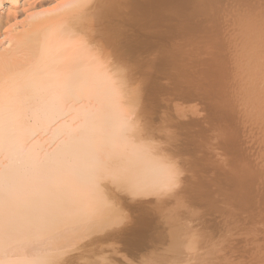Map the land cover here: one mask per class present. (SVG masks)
<instances>
[{
  "label": "bare ground",
  "instance_id": "1",
  "mask_svg": "<svg viewBox=\"0 0 264 264\" xmlns=\"http://www.w3.org/2000/svg\"><path fill=\"white\" fill-rule=\"evenodd\" d=\"M184 1L179 0L177 7L175 0H114L117 8L106 19L105 34L111 36L113 47L132 69L119 97L113 98L112 80L115 77L95 73L81 81L80 90L70 107L62 111H46L38 100L39 92L28 90L31 77L35 74L50 85L71 84L77 79L78 66L86 56L68 26L74 18L73 0H59V10H54L48 18L34 17L19 25L15 23L16 4L12 0H0V58H11L13 62L17 74L13 85V107L20 116L16 121V140L11 148L0 140V192L7 167L10 166L21 179L37 164L54 167L72 145L73 134L78 129L94 127V134L80 146L81 151L89 152L102 142L109 123L124 115L129 105H135L155 129L156 135L165 141L158 139L154 150L128 148L119 163L130 181L145 191H153L165 186L168 180L165 158L175 154L183 173L180 177L181 200L185 209L175 218H169L161 210L160 200L153 204L150 202L152 197L145 196L141 202L132 205L127 222L112 236L109 241L111 251L124 259H128V253L132 252L141 261L148 257L155 264H174L177 260L192 261L193 264H264V0H230L231 4H225L228 0H206L201 4L191 0L192 4L196 3V9L187 7V11L184 6L190 2ZM25 2L31 6L39 0ZM171 3L175 7L170 8L173 6H169ZM138 4L141 7L136 11ZM167 7L176 8V11ZM164 14H167V20L172 21L171 25H183V29L180 24L177 25L181 30H174V34L190 29L189 34L193 30V34L189 35L191 38L195 35L194 31L202 30L197 35L203 36V39L196 36L195 40L194 36L191 40L197 43L200 39L199 43L204 40L201 42L204 46L201 43L199 46L205 51L198 50V43L196 48L200 52L195 54L196 43L190 41L195 50L189 55L186 48L189 50L192 47H188V34L183 33L185 39L182 42L188 45L186 47L179 40L182 34L175 35L180 37L177 38L179 43H175L177 40H173L174 34L170 30L167 33L173 37L168 34L167 37L172 38L168 40L174 52L168 47L169 53H172L167 52L168 55L164 47L167 37L165 39L166 33H163L168 29L162 27ZM216 14L221 15L218 16L219 21L222 18L221 27L223 20L227 19L225 22L228 24L225 25L229 27L219 30L220 26L217 29L216 25L211 32L207 25H212L209 21H214L213 16L217 21ZM196 15L203 17L196 18L201 26L194 21ZM152 20L156 24L148 29ZM167 23L169 25L170 22ZM167 23H164L165 26ZM159 24L162 27H159L160 30L164 28L162 32L157 28ZM132 28L138 30L133 32ZM153 29L160 31L157 37L161 35L160 41L154 45L155 49L153 44L158 40L149 37L154 34ZM211 33H214L213 37ZM210 35L212 40L209 42L217 44L214 47L208 45L209 48L205 49ZM38 41H46L47 52L35 65L32 51ZM166 43L165 46L168 41ZM175 50L188 55L184 53L186 56H180L181 53ZM211 56L218 67L212 70H217L214 73L218 75L213 82H209L212 71H205V67L212 63ZM169 63L174 66V72ZM165 65L169 68L163 67ZM160 68L166 75H162V70L160 74ZM111 71L116 72V68ZM164 79L173 82L165 85ZM150 82L153 88L146 87ZM227 95H230L229 98L223 97ZM151 96L156 102L151 101ZM163 96L171 99L168 100L170 103L166 99V104ZM161 100L165 103L162 109L167 106V112L160 110ZM180 102L186 106L184 112L177 111ZM199 115L204 117L195 118ZM169 127H176L177 133L169 135ZM226 130L231 132H226L229 137L223 136ZM212 132L215 136L210 138L208 134ZM227 137L232 140V145L230 141H225ZM219 141L227 143V148L231 145L227 151L224 150L225 153L221 151ZM172 150L177 153H172ZM199 152L205 155L201 154L202 158H199L195 155ZM53 183L56 185L52 193L54 204L74 200L77 186L70 170L56 173ZM218 207L219 210L216 209ZM148 220L149 227L146 229L144 224ZM14 229L13 238L9 241L5 234L4 210L0 204V264H23L47 245L64 242L52 238L50 227L23 213L15 217ZM193 235L199 239L195 250L188 251L185 245ZM152 243L157 249L149 252L148 246ZM116 248H123L124 251L117 252ZM99 254L106 259L112 258L103 245ZM81 259L87 260V254Z\"/></svg>",
  "mask_w": 264,
  "mask_h": 264
},
{
  "label": "snow or ice",
  "instance_id": "2",
  "mask_svg": "<svg viewBox=\"0 0 264 264\" xmlns=\"http://www.w3.org/2000/svg\"><path fill=\"white\" fill-rule=\"evenodd\" d=\"M12 2L16 4L17 25L34 17L48 18L54 10H59V0H39L31 6L25 0ZM73 8L74 18L68 22V26L86 56L78 66L77 79L71 84L50 85L35 74L31 77L28 90L39 92L38 100L46 111H62L70 107L80 90L81 81L95 73L115 77L112 80L115 100L132 71L113 47L111 36L105 34L106 19L117 8L114 0H73ZM46 52V41H38L32 51L33 64L38 65ZM113 67L116 72L111 71ZM16 75L11 58H0V140L9 148L15 143L16 121L20 119L13 107ZM185 110L186 106L180 102L177 111ZM94 132V127L78 129L73 134L69 150L54 167L37 164L22 179L10 166L5 169L0 204L4 210L8 240L11 241L14 235L15 217L23 213L50 227L53 239L64 241L58 245H47L23 264H155L148 257L141 261L132 252L128 253V259H116L109 241L127 222L132 205L141 202L145 196L152 197L150 202L153 204L160 200L161 210L169 218H175L185 209L181 200L183 190L180 177L183 173L175 154L165 158L168 174L165 186L153 191H145L130 181L119 163L128 148L154 150L156 141L163 138L156 135L155 129L135 105H129L124 115L109 123L99 146L89 152L81 151L80 146ZM64 169L70 170L77 186L75 197L71 202L54 204L52 193L56 185L53 177ZM198 239L193 235L188 240L185 245L188 251L195 250ZM102 245L111 259L99 254ZM116 251L122 252L124 249L116 248ZM85 253L87 260L81 259ZM174 264L193 262L177 260Z\"/></svg>",
  "mask_w": 264,
  "mask_h": 264
},
{
  "label": "rangeland",
  "instance_id": "3",
  "mask_svg": "<svg viewBox=\"0 0 264 264\" xmlns=\"http://www.w3.org/2000/svg\"><path fill=\"white\" fill-rule=\"evenodd\" d=\"M148 1L150 2L151 0H142V2H148ZM182 1H184V0H182ZM190 1H191V0H188V2H190ZM192 1H194V2H195V1H198L200 4L206 2V0H205L204 2H202V0H192ZM192 1H191V2H192ZM223 1L225 2V0H222V2H223ZM226 1H227V0H226ZM229 1H230V0H228L227 3L225 2V4H229V3L231 4V1H232V0H231L230 2H229ZM177 2L179 3V0H178V1L175 0L174 5L178 7ZM184 2H185V3H188L187 0H185ZM191 2L189 3L190 6H189V4H188V5L185 4V6H184L185 8H184V9H185L186 11L189 10V8L186 9L187 7H190L191 9H192V7H195V9H196V6H195L196 3L193 2V4H192ZM191 4H192V5H191ZM197 4H198V3H197ZM172 5H173V4L171 3V5H169V6H172ZM174 5H173L172 7H170V8L175 7ZM180 5H182V7H183V4H180ZM169 6H168V7H169ZM198 6H199V5H198ZM138 7H139V8H138ZM140 7H141V4H138L136 11L140 10ZM168 7H167V8H168ZM170 8H168L170 11H171V10L176 11V8H174V9H170ZM168 9H167V10H168ZM179 9H182V8L179 7ZM184 9H183V10H184ZM195 9H192V10H195ZM169 10H168V11H169ZM183 10H180V12L183 11ZM170 11H169V15H168V16H170V14H171ZM190 11H191V10H190ZM172 12H173V11H172ZM184 12H185V11H184ZM223 12H224V11H223ZM223 12H218V13L222 14ZM1 13H4V12L2 11ZM135 13H136V12H135ZM225 13H226V10H225ZM162 15H163V14H162ZM162 15H161V16H162ZM164 15H165V16H164L165 19H163V21L165 20V22H162V23H163V24H162V27H165V28L168 29V30H165L166 32H165V31L163 32L164 34L166 33V35H165V37H164V38L166 39L167 34L170 35V33L173 32L174 30H176L177 32H180L181 29L179 30L178 28H179V26H181L182 29H183V25H181L180 23L177 24V25L180 24L179 26H177V25H175V24H174L175 26L171 25V24H172V23H171L172 21L169 20V19H168V20L166 19V18L168 17L167 14H164ZM223 15H224V14H222V16H223ZM216 16H217V14H216ZM218 16H219V15H218ZM218 16H217V17H218ZM220 16H221V15H220ZM220 16H219V17H220ZM201 17H202V15H198V16L196 15V17H195V20H194V21H195L198 25H199L200 23L197 22V19H196V18H201ZM219 17L217 18V21H216V19H215V16L212 17V18L214 19V21H209L210 19L208 20L209 22L212 23V25H211V24L208 22L209 24L207 25V27L211 29V32H213L212 29H215V26H216V25H217L216 28H217L218 26H220V27H219L220 29L217 28V29H219V30H222V28H224V27H226V26L229 27V25H225V23L228 24V22H225V21H227L228 19L225 20V21L223 20V22H224L223 25H222L223 27H221L220 22H221V19H222V18H220V21H219ZM209 18H210V16H209ZM212 18H211V19H212ZM202 19H203V17H202ZM213 19H212V20H213ZM223 19H224V18H223ZM154 20H155V19H154ZM154 20H152L153 22L151 23L152 25H150V27L147 26V27H149L148 29H151V27L153 26V23L156 24V21H154ZM166 20H167L168 22H170L169 25H168V23H167ZM204 20H205V18H204ZM194 21H193V23H194ZM198 21H199V19H198ZM205 21H206V20H205ZM199 22H202V23H203V21H201V20H200ZM213 22H214V23H213ZM218 22H219V25H218ZM164 23H167V24H166L167 27L165 26ZM221 23H222V22H221ZM148 24H150V22H149ZM203 24H204V23H203ZM159 25H160V26H158L157 28H159V27L162 28V27H161V24H159ZM209 25H211V26L214 25V27H213V28H212L211 26L209 27ZM168 26H170V27H168ZM171 26H172L173 28H172ZM176 26H177V27H176ZM200 26H201V24H200ZM228 27H227V28H228ZM136 28H137V27H136ZM136 28H132L131 30L134 32V29H136ZM152 28H153V27H152ZM157 28H156V29H157ZM160 28H159L158 30H160ZM190 28H191V27H190ZM210 29H209V31H210ZM136 30H138V29H136ZM153 30H154V34L152 33L153 31L151 30V31H152V32H151L152 35L150 34L149 37H150V36H151V38L156 37V38H154L155 41L158 40L157 42H154V39H153V42H154L153 47H154V45L157 44V43L160 41V39H161V35L158 36V37H160V38H158V37L156 36V35H158L157 33H160L161 30L163 31L164 28L161 29L160 31L155 30V29H153ZM170 30H171V31H170ZM188 30H190V29H188ZM188 30H187V29H186L185 31L182 30L181 32L184 31L183 33H184L185 35L188 34L187 36L192 35V34H193V30H192V28H191L192 32L190 31L192 34H189V31H188ZM155 31H157V32L155 33ZM162 31H161V32H162ZM167 31H170V33H167ZM186 31H188V32L186 33ZM201 31H202V30L194 31V33H195V35H194V36H195V40H196V38H197L196 36H198V38H199V37H202V39H203V36H199V35H197V32H198V34H200V33H202ZM206 31L209 32L208 30H204L205 33H206ZM174 32H175V31H174ZM174 32H173V34H174ZM183 33H180V34H182V36H181L182 39H179L180 37H176V36H175V35H177V34H179V33H175L174 35L171 33V34L174 36L173 40H177V38H178L179 40H181L180 42L183 43L182 41L185 39V38H183V36H184ZM161 34H162V33H161ZM164 34H163V36H164ZM180 34H179L178 36H180ZM207 34H208V33H207ZM211 34H212V33H211ZM213 34H214V33H213ZM213 34H212V37H213ZM172 35H170V36H172ZM202 35H205V34H202ZM152 36H153V37H152ZM170 36H169V38H171ZM173 36H172V37H173ZM194 36L191 37V38H194ZM207 36H209V35H207ZM184 37H185V36H184ZM204 37H205V36H204ZM212 37H211V35H210V38L207 37V39H209L208 42H209L210 40H212V39H211ZM151 38H150V40H151ZM169 38L167 37L168 45L165 46V45L167 44V43H166V42H167L166 40L164 41V42H165V45L163 44L164 47L167 48V51H166V49H165V52H166V53H167V52L169 53V50L171 51L172 49H174V48L171 47V44H170V47H171L172 49H170V47H169V40H170ZM186 38H187V37H186ZM191 38H190V36H189V38L186 39L187 42L189 43V44H188L189 46L186 44V43H187L186 40L184 41L185 44H186L189 48H190V46L192 47V48H190L189 50H188V48H186L187 46L184 45V43H183V45L186 46V47L183 46L184 48H186V52H190L189 55H192V54H193V52H194V50H195L197 44H198L199 41L201 40V39H200V40L198 41V43H197V41L195 42L194 39L191 40ZM168 39H169V40H168ZM188 39H190V40L188 41ZM204 39H206V37H205ZM163 40H164V39L162 38V41H163ZM171 40H172V38H171ZM197 40H198V39H197ZM190 41H192V42L194 41V42L196 43V44H194V42H193L195 48H193V47H194L193 45H190V44H192V42L190 43ZM203 41H204V40H203ZM203 41H201V42H203ZM206 41H207V40H206ZM164 42H162V43H164ZM172 42H174V41H172ZM172 42L170 41V43H172ZM201 42H200V43H201ZM212 42H213V41H212ZM212 42H209V44L205 42V43H206V44H205V45H206V46H205V49H206V47L209 48L208 45L213 46V45H214V42H213V44H212ZM175 43H179V41L177 40V42H175ZM200 43L198 44V46L200 45ZM160 44H161V42H160ZM173 44H174V43H173ZM173 44H172V45H173ZM201 44H202V46H204L203 43H201ZM216 44H217V43H216ZM216 44H215L214 46H216ZM161 46H162V45H161ZM198 46H197V47H198ZM202 46H201V47H202ZM214 46H213V47H214ZM153 47H152V49H153ZM168 47H169V50H168ZM201 47L199 46V47H198V50L201 49V50H200L201 52H202V51H205L204 48L202 47V48H203V49H202ZM181 48H182V47H181ZM184 48H182V49H184ZM154 49H155V47H154ZM178 49H179V48H178ZM182 49H181V50H182ZM190 50H191V51H190ZM198 50H197V48H196V51H197V52L195 51L194 53H195V54H196V53H199L200 51L198 52ZM175 51H176L178 54H180L183 50L180 51V52H179L178 50H175ZM184 51H185V49H184ZM165 52H164V53H165ZM171 52H174V50H172ZM171 52H170L169 54H172ZM186 52H184V53H186ZM168 53H167V54H168ZM184 53H181L180 56H181L182 54H184ZM167 54H166V55H167ZM169 54H168V55H169ZM173 54H174L175 56L178 55V54H176V53H173ZM186 54L188 55V53H186ZM186 54H184V55L186 56ZM166 55H164V56L166 57ZM174 55H172V56H174ZM184 55H183V56H184ZM197 56H198V54H197ZM169 58H171V56H170ZM212 59H213V58H212V56H211V62H212L211 64H212V65L210 64V65H208L207 67H205V71H210V72H211L213 69H216V68L218 69V67H217L216 65H214L215 63H213ZM213 60H214V59H213ZM176 63H177V62H176ZM176 63H175V65H176ZM173 64H174V62H173ZM179 64H180V63H179ZM179 64L177 63V65H179ZM216 64H218V63L216 62ZM177 65H176L175 67H177ZM180 65H181V64H180ZM168 66H171V63H169ZM168 66L165 65V66H163V67H168ZM163 67H162V68H163ZM162 68H160V70H159V71H160V74H162V73L165 72L164 70H162ZM168 68H169V67H168ZM168 68H167V69H168ZM163 69H164V68H163ZM167 69H166V70H167ZM170 69H172V71L174 72V70H173V69H174V66H171ZM170 69H168V70H170ZM202 69H203V68H202ZM161 70L163 71L162 73H161ZM168 70L166 71L167 73H168ZM172 71H171V72H172ZM216 71H217V70H214V72H216ZM169 72H170V71H169ZM177 72H179V71H177ZM214 72L212 71L211 76L209 77V82H213V81L217 78V77H216L217 74L214 73ZM179 73H180V72H179ZM158 74H159V72H158ZM171 74H172V73H171ZM162 75H166V74L164 73V74H162ZM167 75H168V74H167ZM179 75H180V74H179ZM179 75H178V76H179ZM158 76H159V75H158ZM217 76H218V75H217ZM159 77H161V76H159ZM162 77H164V76H162ZM173 77H174V76H173ZM173 77H172V79H174ZM176 77H177V75H175V78H176ZM164 80H166V81H164V82H166L165 85H166V84L168 85V84H170V83L173 82V80H172V81H171V80L168 81L169 79H168V80H167V79H164ZM207 80H208V79H207ZM149 86H150V87H149ZM153 86H154V85H153L151 82L146 84V87H148V88H153ZM229 96H230V95H229ZM229 96L227 95V96H223V97H224V98H226V97L229 98ZM157 97H158V96H157ZM157 97H156V98H157ZM163 97L165 98V101H166L167 98H166L165 96H163ZM163 97H162V98H163ZM223 97H222V100H223ZM148 98H149V97H148ZM150 98H151V101H154V100H155V102H156V99H154L155 97L153 98V100H152V96H151ZM158 98H160V97H158ZM158 98H157V99H158ZM162 98H161V99H162ZM164 98H163V99H164ZM170 98H171V97H170ZM172 99H173V98H172ZM219 99L221 100V98H219ZM158 100H159V99H158ZM158 100H157V101H158ZM168 100H171V99L168 98L167 101H168ZM224 100H225V99H224ZM224 100H223V102H224ZM159 101H160V100H159ZM165 101H164V102H165ZM167 101L165 102L166 104H167ZM162 102H163V101L161 100V102H160V107H161V109H160V110H164V111L167 112L168 110H167L166 108H168V107L166 106V107H164V108L162 109V105L165 104V103L163 104ZM168 103H170V101H168ZM197 106H198V105H197ZM160 107H159V108H160ZM203 107H204V105H203ZM198 108L200 109V106H198ZM165 109H166V110H165ZM201 110H202V108H201ZM164 111H160V112L163 113ZM202 113H204V112H202ZM202 113H201V114H202ZM204 114H205V113H204ZM202 115H203V114H202ZM202 115H201V117H202ZM153 117H156V116H153ZM201 117H200V115H199V117L197 116V117H195V118H199V119H200ZM203 117H204V116H203ZM203 117H202V118H203ZM156 118H157V117H156ZM188 119H189V118H188ZM186 121H187V119H186ZM175 128H176V127H169L167 130H168L169 133H170V132H171V133L173 132V134H174V132L177 133V131H176ZM177 129H178V128H177ZM169 130H170V131H169ZM173 130H175V131H173ZM223 132H225V133H223ZM223 132H222V133H223V136L228 135V134H226V132H227V133H231V132H228V130L223 131ZM166 133H167V131H166ZM203 133H204V132H203ZM203 133H201V135H202ZM163 134H165V133H163ZM224 134H225V135H224ZM209 135H210V136H209ZM243 135H244V134H243ZM163 136H164V135H163ZM208 136H209L210 138H213V136H215V134H213V132H212V134H208ZM228 137H229V135H228ZM228 137H227V138H228ZM226 140H227L228 143H229V141H230V143H231V141H232V140H229V138H228V139H225V141H226ZM160 141L164 142L165 140L163 141L162 139H160ZM225 141H224V142H225ZM221 142H222V144H221ZM219 143H220V144H219ZM159 144L162 145L163 143L160 142ZM223 144H224V145H223ZM225 144L228 146V144H227V143H223V141H219V142H218V145H219L220 149L222 148L221 151H223L224 153H225L224 150L228 149V148L232 145V143H231V145H229L228 148H227V146H225ZM223 147H224V148H223ZM209 148H210V150H209ZM209 148H208V150L211 151V150H212L211 147H209ZM169 150L171 151V149H169ZM169 150H167V151L169 152ZM174 150H175V149H174ZM209 151H208V152H209ZM226 151H227V150H226ZM168 152H167V154H168ZM174 152H175V151H174ZM174 152H173V150H172V153H174ZM212 152H213V151H212ZM172 153H171V154H172ZM175 153H177V151H176ZM206 153H207V152H206ZM226 153H227V152H226ZM169 154H170V152H169ZM201 154H202V156L205 155V154H203V153H201V152H199V154H195V155H196L197 157H199V158H202ZM170 156H172V155H170ZM170 156L167 155V157H170ZM197 177H198V176H197ZM195 178H196V177H195ZM195 178L192 179L191 181H190V179H189V181H190L191 183H193L192 181L195 180ZM198 178H199V177H198ZM198 178H197V179H198ZM197 179H196V180H197ZM189 181L187 182V183H188V187H190V182H189ZM216 209L219 210L220 208L218 207V208H216ZM149 222H150V220L146 221V222H145L146 224H144V226H146V227H145L146 229H147V227H149ZM150 225H151V223H150ZM152 244H153V243H152ZM162 245H164V243H163ZM158 246L161 247L160 244H159ZM158 246H157V247H158ZM153 249H154V251H155V249H157V248L155 247V244H153V245L150 244V245L148 246V251L151 252ZM115 256H117V258H119L118 255L115 254ZM164 263L166 264V262H164ZM167 264H168V263H167Z\"/></svg>",
  "mask_w": 264,
  "mask_h": 264
}]
</instances>
